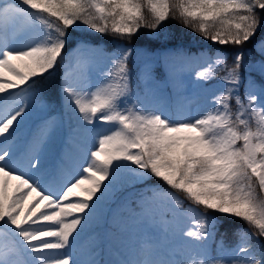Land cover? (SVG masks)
Segmentation results:
<instances>
[{"label": "snow or ice", "instance_id": "6c2138e0", "mask_svg": "<svg viewBox=\"0 0 264 264\" xmlns=\"http://www.w3.org/2000/svg\"><path fill=\"white\" fill-rule=\"evenodd\" d=\"M170 17L214 44L239 46L231 65L222 50L173 54L167 81L176 103L187 105L184 73L197 62L192 79L206 94L203 114L178 110L174 116L134 92L128 68L134 47L117 45L106 56L108 69L98 71L99 82L90 83L102 50L87 37L73 41L70 28L131 39L141 28L155 32ZM20 21L26 34L39 29L40 35L21 47L0 40V105L16 101L0 107V235L14 237L0 243V264H264V34L258 36L264 0H0V35ZM249 42L252 49L242 47ZM253 51L258 58L249 59ZM60 66V102L79 127L93 132L94 145L80 176L55 191L45 165L55 116L32 132L28 170L16 162L26 114L52 107L43 83ZM73 72L83 85L72 82ZM217 72L223 73L218 80ZM140 79L151 81L148 66ZM152 178L168 190L145 188L151 195L129 209L119 254L104 259L93 241L80 258L82 236L101 219L110 195L122 183ZM218 216L254 231L237 230L228 244Z\"/></svg>", "mask_w": 264, "mask_h": 264}, {"label": "rangeland", "instance_id": "374dc122", "mask_svg": "<svg viewBox=\"0 0 264 264\" xmlns=\"http://www.w3.org/2000/svg\"><path fill=\"white\" fill-rule=\"evenodd\" d=\"M24 25L25 22L20 21L14 32L10 31L6 37L0 35V40L6 39L10 47H21L29 42H34L40 35L39 29H34L30 33L26 34L24 31ZM121 45L131 47L127 44ZM74 46L75 45H73V47ZM72 48L68 51V53L72 52ZM111 52H105L102 50L103 55L96 58L97 73L94 74L90 80V83L93 85L99 82V69H108L109 62L107 61L106 56ZM174 53L177 52L173 49V47L168 46L161 50L150 52L148 55H141V61L137 59L140 63L135 75H133L131 72L132 70L128 67L131 73L132 90L140 93L142 96L146 95L148 102L152 104H160L161 106L166 107L174 116L178 110L186 111L187 114L193 116L203 114V111L206 110V94L193 86L192 79L193 73L197 70V62H193L191 67L184 73L183 95L188 99L187 105L185 106L183 103H176V94L173 91L172 85L167 81L168 66L170 63L176 62L173 55ZM188 55L199 56L200 53ZM203 62V58H201L199 63L202 64ZM157 63H159L160 69L163 71L162 78L156 75L157 70L155 69V66ZM145 66H148L152 78L147 85L140 79ZM63 72L64 68H62L61 75H63ZM70 79L78 86L83 85V81L78 72H73ZM257 79L259 80V77H257ZM211 84L212 82H209V86ZM11 91L16 93L17 101L22 99L19 90ZM15 102L16 101L9 98L7 104L0 105V107L14 105ZM48 110L49 109L41 110L39 107H35L29 114H26L21 136L23 137V135L27 133L36 117L44 116ZM63 116L62 126L64 128V132L55 139V146L53 148H49L45 159L46 178L47 174H51V179L48 180L47 186L55 191H60L66 183L80 176L81 166L85 164L86 150L92 148L94 145L93 132L90 131L88 127H79L77 117L71 111H66L64 109ZM48 118L49 117L46 119ZM58 125H60V123L57 121V128L59 127ZM104 127L108 128L110 126L105 125ZM32 151L33 146L30 143V138L27 140L26 144H19V154L16 162L18 167H21L26 171L28 170V156ZM122 174L126 175L127 170H122ZM143 188H145V186H142L141 184L133 186L130 183H122L118 189L110 195L109 199L104 203V212L101 219L90 224L88 230L82 236L80 258H85L84 254L87 252V249L93 241L100 244L103 250L104 259H108L111 256L119 254L121 241L125 239L124 226L129 216V209L137 208V201L142 195H151L150 191L146 193ZM118 191H122L123 194L116 201L110 204L111 202L109 203V201L113 200ZM174 194L182 199L179 195H177V193ZM184 204L185 207L190 206V203L186 201H184ZM111 224L117 225L119 233H115L112 230ZM92 227L95 231L94 233H89V229ZM3 242L11 243L12 241L5 239ZM131 246L138 254V246L136 244H132Z\"/></svg>", "mask_w": 264, "mask_h": 264}, {"label": "trees", "instance_id": "16d2710c", "mask_svg": "<svg viewBox=\"0 0 264 264\" xmlns=\"http://www.w3.org/2000/svg\"><path fill=\"white\" fill-rule=\"evenodd\" d=\"M145 15L148 16L149 19L151 18L147 8H145ZM68 32L72 36L73 41L81 39L82 37H87L94 45L98 46L99 49L105 52L114 51L116 46L121 44H127L131 47H134L136 51L133 53L132 56L129 57L128 60V67L132 70L131 72L133 73V75H135V72L140 63L137 59L141 61V55L145 56L148 55L150 52L158 51L168 46L173 47L176 52L182 51L186 54H195L203 52L211 54L216 50H222L228 55L227 62L229 65L232 64L233 55L239 47L233 46L231 44L226 46L214 44L211 40H205L199 33L192 31L190 28L185 27L181 22L176 19H172L171 17L167 21H165L161 25V27L155 32H153L151 29L141 28L140 31L131 39H122L119 37H114L111 34L101 35L99 33L89 32L84 28H77L75 29V32L73 31V29L70 28ZM261 34L264 33H258V36ZM73 45L66 49V51H70ZM242 47L252 49V42H249L243 45ZM255 58L258 57L253 51V54L249 57V59ZM62 68L63 66H60L58 71H56L52 77H50L47 81H44L43 87L48 96H50L51 98L52 107L49 108L48 112L44 116L36 117L34 119V123L27 131L26 140L31 137V134L32 132H34L36 127L41 124L47 117L50 116H55L57 118L58 123H60V125H58L59 127L57 128V134L55 139L63 134L64 128L62 126V121L64 118V109L59 99V86L62 79ZM155 69L157 70L156 75L162 78L163 71L160 69L159 63H157ZM242 69L241 71L243 72ZM222 74V72H217V80ZM24 139V135L23 137L20 136L19 144H22L24 142ZM54 146L55 143H53L50 147L53 148ZM141 185L145 186V188L148 186H157L164 190H168L167 186L164 185L162 181H159L156 178H152ZM145 188H143L144 191ZM145 192L147 193L149 191ZM122 194V191H118L115 194L113 200L109 201V203L111 202L110 204H112ZM177 195H179L183 199L182 193H177ZM186 202L190 203L189 201ZM218 219L221 222L219 231L221 233L227 234L226 242L228 244H232L235 242L236 237L234 234L237 232V230H246L248 232L254 231V229L250 228L247 223L234 217L218 216ZM111 227L115 233H119L117 225L111 224ZM94 231L95 230L93 227L89 229V233H94ZM5 239L13 241L14 237L11 236V234L7 236L0 235V243H3Z\"/></svg>", "mask_w": 264, "mask_h": 264}]
</instances>
